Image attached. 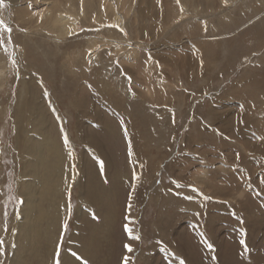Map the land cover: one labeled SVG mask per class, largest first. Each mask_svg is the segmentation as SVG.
Wrapping results in <instances>:
<instances>
[{
    "label": "rangeland",
    "instance_id": "374dc122",
    "mask_svg": "<svg viewBox=\"0 0 264 264\" xmlns=\"http://www.w3.org/2000/svg\"><path fill=\"white\" fill-rule=\"evenodd\" d=\"M208 1L194 0L201 18L190 13L192 19L176 23L180 0H135L129 18L131 45L112 53L105 50L92 69L81 57L92 37L118 33L117 39L125 43L124 34L92 27L64 42L45 31L30 29L24 35L25 26L9 0L0 5L5 24L0 23V264H55L58 245L60 264H123L125 245L132 241L130 226L140 237L130 264H147L140 255L149 253L155 255L153 264H193L176 250L179 239L201 264H264V1L246 0L233 7ZM17 41L26 46L33 106L44 101L47 133L66 146L52 104L75 143L76 170L81 172L85 144L92 138L108 158V169L122 175L108 231L91 215L78 220L81 190L76 183L67 201V228L59 240L44 232L47 222L38 231H22L17 248L9 239L24 202L19 178L34 162L30 138L19 141L15 128L25 67L18 63ZM131 46L158 47L157 56L145 49L140 68L123 66L120 59L132 52ZM146 85L153 87V99L145 95ZM91 113L105 114V130L92 122ZM33 136L37 148L42 142ZM130 139L144 163L139 180L133 179ZM201 167L208 172L205 177L198 175ZM134 189L137 202L130 212ZM92 223L96 228L91 235L86 224ZM247 224L257 227L254 246L247 242Z\"/></svg>",
    "mask_w": 264,
    "mask_h": 264
},
{
    "label": "bare ground",
    "instance_id": "6f19581e",
    "mask_svg": "<svg viewBox=\"0 0 264 264\" xmlns=\"http://www.w3.org/2000/svg\"><path fill=\"white\" fill-rule=\"evenodd\" d=\"M134 1L135 0H131V1L130 0H99V2L96 4V1H93V0H69V1L65 0V2H62V0H51L47 3L45 2V0H43V2L42 0H32V3L34 2V4L30 5L31 0H29L25 2L24 4L19 5L18 0H9L10 6L12 7V9L17 11L16 14H17L19 21L21 23L23 22L22 26H25L26 30L24 29L23 31L22 29V32L24 33V35L31 33L32 31L31 32L28 31L30 29H33V31L37 30L38 32L45 31L48 33L49 37L52 38L54 41L62 42L66 37L68 38L72 35L76 36L77 34H80L81 32H86V30H89L92 27L98 30H101L102 28H109L111 30L113 29L115 32L118 30L117 32H120L121 34L125 35L126 37L125 40H127V42L125 43H124V39L122 40L117 39L118 33H115V34L112 33V37H107V38L106 37L104 38L102 36L92 37L94 38V40H91L90 43H88L89 44L88 47L84 51V54L81 56L88 69L89 68L92 69V67L101 58L102 52H104L105 50H108L110 51V53H112V52H115V50L117 49L118 51H122L124 46L128 47L131 45L129 42L132 41L133 39L131 40L130 38L131 37V27H130L131 22L129 21L130 20L129 18L131 17V14L133 11ZM243 2H247V1L246 0H228L227 4H225V0L219 1V3H221L220 5L226 6V7H231V6L233 7V5L238 4V3H243ZM180 3L181 5H179L177 10L174 11L175 18L173 19V22L176 21L177 23L178 21L189 18L188 15L190 13H197V14H194L195 15L194 18L202 17L198 15V12L201 11L199 8V4L198 5L195 4L194 0H180ZM17 5H19V7L23 5V7L21 9H18L19 7H15ZM181 9H183V11ZM191 10H193V12ZM204 12L206 13V10H204ZM2 17L3 15L0 14V21H2V24H4ZM159 19L162 21L164 17L162 19L161 18ZM189 19H192V18H189ZM31 23H35V25L31 26ZM117 25L118 27H116ZM120 29H124V32H121ZM46 39L47 38H45V40ZM17 42L19 43V41ZM139 43H144V42H139ZM59 44L56 46L59 47ZM111 47H112V50H110ZM25 48L26 46L23 47L21 46V44L18 47L17 59L20 65H23V63L26 62V57H25L26 49ZM131 48H132V52L129 50L130 52L128 54L126 53H125L126 55L122 54L123 56L120 59V62L123 66L128 65L130 67H133V69L137 67L140 68L141 66H139L140 65L139 60H140L141 52L145 51V49L147 51L150 50L151 53H153L152 51H154L155 53L154 57L156 58L157 56L156 49H158V47H156V49L154 47V49L152 50L151 48L147 49L143 46H131ZM78 52L79 51H77V53ZM78 55L77 57H79ZM201 58L203 57L201 56ZM24 64H25V67H23V71H22L23 73L20 74V76L22 77L23 83H24V87H23L24 90L22 94V104L19 106V111L17 115L18 118L15 121V128H16V132L18 136L17 138L19 139V141H23L25 139L30 138L31 142L28 147L29 154H30L29 157L34 159V162H32L29 169L25 170L23 175L19 178V185L22 191L21 194L23 196L24 202L23 204H21L22 207L20 211V218L17 221L16 225L14 226L15 228L13 232L9 235V239L11 240L14 248H17L18 247L17 239L22 234V231L26 229L30 231L31 228L35 231H38L39 229H41L42 223L47 222L44 232L48 235L52 233L54 240L57 238L59 240L60 234L63 232V227L69 217V209H71L70 208L71 205H68L67 203L68 199H70L69 193L71 192L73 185L76 183L80 186V190H81V194H80L81 204L77 207L78 220L79 221L85 220L86 215L87 216L91 215V217L94 218L93 216V213H94L96 217L94 219L98 221L97 224L100 226H103V230L106 229L108 231L109 223L114 222L113 217L116 214V201L118 199L117 196L119 195V192H120L119 191L120 183L121 181H123L121 173L113 172L112 168H109L110 170L108 169L109 167L108 158H105V156H103L102 150L99 149L100 147H98V144L95 141H93L92 138L86 141V144H85L86 148L84 150L86 155L90 154L91 158L89 155L82 156L83 162L81 163L83 165L81 167V172H78V170H76L77 168V166H75V160H76V149L75 148L76 147H75V143L71 139L70 134L66 130V124L64 123V118L58 111L57 107L55 105L50 104L52 110L55 112L59 121L61 122V128L63 130V135L64 133H67L68 135L70 144H66V146L62 145L61 142H58L57 139L51 137V135L48 134L47 131L45 130L44 125L45 124L47 125L50 123H48L49 120L47 119L46 114L43 111V108H41L44 101L43 103L40 102L39 104H37L38 106L37 105L33 106L34 102L32 103L31 101L32 95L29 92L30 91V89L28 88L29 83L27 82V79H30L31 77L29 76H28L29 78L27 77L26 72H25V70H27L26 69L27 63H24ZM85 65L83 67H85ZM71 68H72V64H71ZM143 70L144 69H142L141 71L143 72ZM143 90H144L145 95L148 96V98L153 99L154 90L152 86L146 85L143 87ZM44 98L46 99V97ZM50 101L53 102L52 100ZM45 108L46 107H44V109ZM91 114H95L93 116L95 120L93 119L92 122H95V124L97 123L98 129L101 127L102 130H105V128H107L105 114L103 113H97V114L91 113ZM27 120L29 122H33L34 124H40L42 127L40 128L39 126V129L37 130L33 125L25 123ZM128 131H129V128H128ZM129 132L132 133V130L130 129ZM56 133H59V132H56ZM23 134L26 135L24 139H23L24 137ZM33 135H35L36 139H39L42 142L41 145H39L37 148H35V141L33 139L34 137ZM79 138L83 140L82 135H80ZM130 144H131L130 145V148H131L130 163L132 165V170L138 176H140V174H142L141 172H143L144 170V167H143L144 163L139 158L140 154H139L138 148L132 139H130ZM22 157L25 158L26 156L22 154ZM91 159L92 160L94 159L96 162L95 169H92L94 165ZM101 160L103 161V171H101V168H100ZM203 167H206V166H203ZM203 167H201V169H198L200 170V172H198V175H201V177L203 176L205 177L206 175H208L207 170ZM31 172H34L36 174L39 173V174L34 176L33 177L34 179H32V177L30 176ZM136 194H137V191L134 189L133 195L131 194L130 212L133 209L132 208L133 203L137 202ZM161 199L163 198L161 197ZM159 202H160V199H159ZM128 219H130V216L128 217ZM128 221L131 222L130 220ZM128 224L130 226V223ZM86 225H87L86 229L92 235L93 233L92 230L95 229L96 226L93 225V223L86 224ZM247 228L249 229V232H250V236L247 237V242L251 243L254 246L255 241H256L255 239L256 234H254V232H256L257 227H252V229H250V227L247 224ZM130 229H131V235L132 233L133 235H132V241H129L128 245L132 246L133 251L129 252L127 250V251H124L123 253L124 257L125 256L129 257V264L131 262L130 259L133 257L136 251L135 246H137V242H138V240L134 239V237L137 236L135 235L134 228L130 226ZM164 233L166 234V231L163 233L161 232V235ZM136 234H137V231H136ZM85 236L87 235H84L83 237ZM183 242L184 240L183 241H181L180 239L178 240V244H177L178 248H176V250H178L179 253L183 254L189 261L190 260L193 261V264H201V262L198 260L199 258H196L197 256L195 255V253H193V251H191L190 249H187V252H186V244H184ZM207 248L210 249L208 246ZM218 252L219 251H217V253ZM221 255L223 254L221 253ZM140 256H141V259H144L145 257L147 264H153L155 260L154 254L151 255L149 253L148 255H145V256L140 255Z\"/></svg>",
    "mask_w": 264,
    "mask_h": 264
},
{
    "label": "snow or ice",
    "instance_id": "6c2138e0",
    "mask_svg": "<svg viewBox=\"0 0 264 264\" xmlns=\"http://www.w3.org/2000/svg\"><path fill=\"white\" fill-rule=\"evenodd\" d=\"M177 2H179V0H177ZM227 2H228V0H225V4H227ZM3 4H4V0H0V5H3ZM181 10L183 11V9H181ZM0 23H2V21H0ZM116 27H118V25H117ZM7 30H8L9 32H11V29H10V28L7 29ZM120 31H121V32H124V29H120ZM125 34H126V33H125ZM128 79L130 80L131 77H128ZM173 123H175V120H173ZM63 139H64V141H65L66 144H70V141H69V139H68V135H67V133H64ZM70 154H71V153H70ZM100 168H101V171H103V161H102V160L100 161ZM133 179H134V180H139V176H138L135 172H133ZM194 191H198V189H194ZM205 199H207V197H205ZM21 202H22V201H21ZM130 208H131V205H129V210H130ZM93 216H94V218H96L94 213H93ZM64 227H65V229L67 228V223H65ZM129 232H131V229H129ZM134 239L139 240L140 237L137 235V236L134 237ZM241 243H246V242H245V241H241ZM2 245H3V241L0 240V246H2ZM59 247H60V246L58 245V247H57V253H56V258H55V264H60ZM208 247H209V248H212V244L209 243V244H208ZM125 248H126L129 252H132V251H133V248H132L131 245L126 244V245H125ZM71 255H72L73 257H76L77 259H82L81 257L77 256V253H75V252H73ZM83 264H87V261H86V260L83 261ZM123 264H129V257L125 256V257L123 258ZM181 264H183V261L181 262Z\"/></svg>",
    "mask_w": 264,
    "mask_h": 264
}]
</instances>
